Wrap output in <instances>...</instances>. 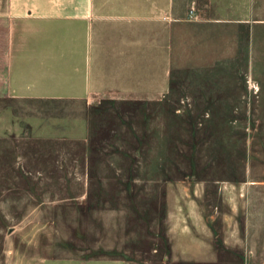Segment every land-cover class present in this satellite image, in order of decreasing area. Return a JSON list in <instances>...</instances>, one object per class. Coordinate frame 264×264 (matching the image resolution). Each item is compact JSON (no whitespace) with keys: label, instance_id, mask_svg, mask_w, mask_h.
<instances>
[{"label":"rangeland","instance_id":"rangeland-1","mask_svg":"<svg viewBox=\"0 0 264 264\" xmlns=\"http://www.w3.org/2000/svg\"><path fill=\"white\" fill-rule=\"evenodd\" d=\"M245 5L103 39L48 83L64 95L0 106V264H264V0Z\"/></svg>","mask_w":264,"mask_h":264},{"label":"crops","instance_id":"crops-1","mask_svg":"<svg viewBox=\"0 0 264 264\" xmlns=\"http://www.w3.org/2000/svg\"><path fill=\"white\" fill-rule=\"evenodd\" d=\"M251 2L0 0V106L64 95L48 83L68 81L70 73L88 72L103 39L132 42L133 27L164 26V15L179 17L193 3L199 10H241Z\"/></svg>","mask_w":264,"mask_h":264}]
</instances>
